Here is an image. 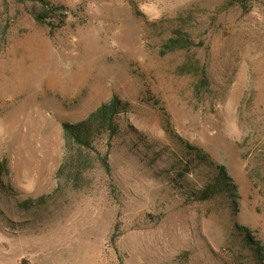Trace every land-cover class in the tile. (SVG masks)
Here are the masks:
<instances>
[{"label": "rangeland", "instance_id": "374dc122", "mask_svg": "<svg viewBox=\"0 0 264 264\" xmlns=\"http://www.w3.org/2000/svg\"><path fill=\"white\" fill-rule=\"evenodd\" d=\"M53 1L63 25L0 0V264H264V0ZM178 26L194 46L164 53ZM114 96L130 107L98 141L111 171L58 179L63 123ZM186 145L225 167L236 203L187 199ZM211 175L194 162L186 179Z\"/></svg>", "mask_w": 264, "mask_h": 264}, {"label": "trees", "instance_id": "16d2710c", "mask_svg": "<svg viewBox=\"0 0 264 264\" xmlns=\"http://www.w3.org/2000/svg\"><path fill=\"white\" fill-rule=\"evenodd\" d=\"M7 2V0H4ZM22 4H31L30 14L39 23H49L53 14H61V23L64 24L69 17L68 9L65 5L57 3L53 0H17ZM195 42L190 33L182 26L174 28L171 36L163 43V52H175L188 50L194 46ZM130 104L114 96L110 101L103 103L86 118L75 122L63 123V136L65 141L64 160L57 171V178H65L68 183L75 187L82 186L84 175L92 169L98 162L107 172L111 171L109 161V149L103 152L98 147V141L107 139V143L111 146L112 142L122 134V126L120 116L122 113L128 112ZM188 154L192 157L184 161L179 159L181 166L176 171L179 178V186L184 188V194L187 199L194 201H213L218 196L231 198L236 203L238 197L237 185L228 175L223 165H218L197 147H188ZM194 162L203 164L209 168L212 175L199 187H192L188 182L187 174L193 168ZM177 165L174 164L175 169ZM8 168L7 160L0 162V199L3 195L2 181ZM181 169V172H179ZM62 183L60 182V185ZM1 208V207H0ZM1 213V212H0ZM255 256L263 253V246L254 247ZM21 264H30L29 260L23 259Z\"/></svg>", "mask_w": 264, "mask_h": 264}]
</instances>
